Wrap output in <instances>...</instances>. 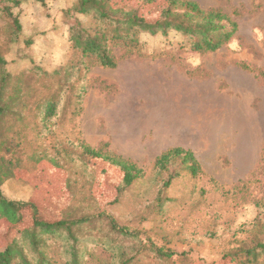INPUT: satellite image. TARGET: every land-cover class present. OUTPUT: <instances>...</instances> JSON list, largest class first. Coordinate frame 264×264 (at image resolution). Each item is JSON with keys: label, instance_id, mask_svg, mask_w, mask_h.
<instances>
[{"label": "rangeland", "instance_id": "obj_1", "mask_svg": "<svg viewBox=\"0 0 264 264\" xmlns=\"http://www.w3.org/2000/svg\"><path fill=\"white\" fill-rule=\"evenodd\" d=\"M73 1L29 0L14 10L22 30L19 43L5 56L12 73L38 68L52 72L79 61L68 40L71 22L62 15ZM193 1L232 14L238 25L234 37L218 50L202 53L181 48L182 37L174 32L141 34L139 55L123 56V49L112 46L118 59L113 68L94 64L87 72L73 69L68 78L64 71L50 77L58 90L63 83L77 86L78 98L64 87L43 137L34 139L35 130L27 129L28 140L11 155L15 177L1 186L6 198L32 202L41 219L59 217L69 201V176L52 161L62 144H51L67 139L75 148L80 141L93 148L106 144V151L135 162L145 176L119 211L146 209L155 192L154 158L179 146L193 153L201 171L194 178L174 179L161 209L143 227L156 245L186 253L177 264H227L218 261L224 249L233 247L241 225L250 224L256 215V201L264 199V0ZM158 5H146L141 13L152 19ZM50 80H37V95L47 93ZM91 165L103 208L121 172L96 159ZM12 240L8 223L0 220V247ZM91 247L84 242V261H90L85 252ZM100 258L114 261L106 254Z\"/></svg>", "mask_w": 264, "mask_h": 264}, {"label": "trees", "instance_id": "obj_2", "mask_svg": "<svg viewBox=\"0 0 264 264\" xmlns=\"http://www.w3.org/2000/svg\"><path fill=\"white\" fill-rule=\"evenodd\" d=\"M26 1L29 0H0V220L8 223L9 231L15 235V240L0 247V264L183 262L186 253L177 254L168 247L156 245L143 222L161 209L174 179L180 175L194 178L200 173L199 162L187 149L171 147L154 158V196L145 205L146 209L135 207L129 213L120 212L119 208L130 198V191L143 180L145 173L135 162L106 151V144L93 148L80 141L75 148L67 139L53 141L51 145L56 141L62 144L61 153L55 151L58 157L52 159L53 164L66 168L69 176L66 180L69 201L54 220L39 218L38 207L32 202L6 198L1 186L15 177L11 155L21 146L22 140L24 143L28 140L27 129H34V139H40L53 123L59 92L65 87L69 95L78 98L74 93L77 86L59 82L63 84L58 90L51 84L50 77L64 71L68 78L73 69L80 67L87 72L94 64L113 68L118 59L111 53L112 46L123 49V56L139 55L141 34L167 36L174 32L182 37L178 43L181 48L202 53L216 51L237 32L233 15L221 9L203 8L193 0H132L130 6L118 4L125 0H74L62 15L71 22L68 40L79 61H69L52 72L38 68L12 73L5 56L20 41L22 25L14 10ZM156 2L159 7L154 18L149 19L141 13L142 7ZM79 16L89 19L82 21ZM42 76L46 81L50 80L48 90L37 95L36 82ZM40 156L46 155L41 153ZM95 159L121 172L115 193L103 208L99 207L95 194L97 179L91 165ZM107 205L112 208L105 209ZM255 206L257 212L253 220L248 225H241L233 247L224 249L218 261L264 264V199L256 201ZM86 241L93 245L85 252L90 261L83 258ZM102 254L113 257L114 261H102ZM210 264H216V261Z\"/></svg>", "mask_w": 264, "mask_h": 264}]
</instances>
